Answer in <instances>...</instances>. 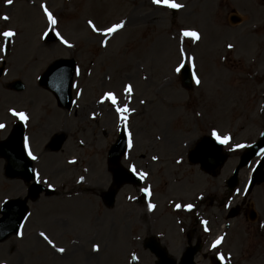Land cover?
Returning a JSON list of instances; mask_svg holds the SVG:
<instances>
[{
    "label": "rangeland",
    "instance_id": "1",
    "mask_svg": "<svg viewBox=\"0 0 264 264\" xmlns=\"http://www.w3.org/2000/svg\"><path fill=\"white\" fill-rule=\"evenodd\" d=\"M30 1L35 4L33 10L26 1L20 4L32 11L27 10L33 16L34 32L29 35L32 46L26 44L27 35L19 38L12 57L13 68H19L26 51L31 56L35 52L40 59L30 75L18 78L28 89L58 58L75 60L77 71L70 110L57 107L53 108L55 113L50 112L49 119L46 115L44 124L49 133L44 126L37 127L36 122L43 114L41 109H36L35 117H31L28 129L31 139L39 129L38 141L34 138L31 141L33 152L41 160L40 166L39 160L34 162L37 181L52 187L53 193L28 202V214L20 228L22 236L12 235L0 243V264H132V255L136 257L135 264H154V257L142 249L146 237L155 236L178 260L186 247L187 234L193 244H201L196 264H210L209 257L214 254L223 257V264H264V227L258 225L264 224V181L246 194L243 186L249 169L245 168L240 172L237 190L227 193L225 189L239 155L264 129V0H257L253 18L248 17L249 8L243 5L247 0L237 6L241 25L233 30L247 28L256 33L251 34L249 41L237 44L234 54L226 59L222 49L225 42L221 43L226 33L219 26L199 27L200 42L192 47L186 44L189 54L185 52V56L193 58V72L200 81L199 87L194 85L189 90L180 86L174 69L181 63L192 66V62L182 59L179 45L171 41L174 31L184 26L179 27L183 25L181 20L177 24L169 12L157 13L149 0ZM41 4L52 14L55 25L45 23L39 11ZM21 20H27L25 14H21ZM89 21L99 32L121 21L124 28L102 50L98 45L100 37L89 28ZM44 30L59 33L73 47H65L59 41L42 43L39 37ZM137 38L138 42L146 41L141 48L136 45ZM158 46L160 56L156 55ZM217 46H221L219 55ZM8 56L7 53L6 62ZM116 69L120 70L118 74L114 73ZM99 70L110 72L104 86L99 77L105 76L98 75ZM126 83L139 96L125 102L130 106L123 107L129 111L121 121L116 108H122L123 102L117 98ZM107 91L114 92L115 106L108 100L100 103ZM39 94L47 96L31 89L2 103L29 107ZM106 104H112L115 111L106 113ZM133 109L136 113L131 116ZM96 111L100 114L94 121L91 115ZM126 120H130L128 145L121 164L134 168L138 174L145 173L142 186L151 191V202L163 201L161 197H165L170 182H184L183 188L178 186L171 194L174 198L169 196L160 205V212L171 214L172 222H164L158 213L149 212V200H133L137 190L129 185L119 191L112 209L101 205L99 194L110 183L106 154L115 142L117 128ZM213 131L221 139L229 137L224 147L227 159L220 169L208 174L187 163L186 153L202 136L212 135ZM58 132L66 133L67 137L61 151L48 155L37 148V143L43 145L49 135ZM71 159L76 163H70ZM3 165L0 160V203L26 195L22 181L4 178ZM80 179H84L82 187L89 184L88 187L95 185L96 189L82 191V195L75 197L77 201H64L75 192ZM87 198L96 201L86 203L90 214L82 207ZM224 202L228 208H224ZM248 203L257 213L256 224L234 208L237 205L242 210ZM177 204L181 207L174 212L172 207ZM188 205L192 207L186 211ZM41 232L51 245L39 235ZM217 238H221V243L211 251L210 246ZM93 245L98 246V251H92ZM56 247L64 252L57 253Z\"/></svg>",
    "mask_w": 264,
    "mask_h": 264
},
{
    "label": "water",
    "instance_id": "2",
    "mask_svg": "<svg viewBox=\"0 0 264 264\" xmlns=\"http://www.w3.org/2000/svg\"><path fill=\"white\" fill-rule=\"evenodd\" d=\"M66 67L67 73L63 72L62 69ZM63 73H61V72ZM59 72V74H58ZM74 72V62L73 61H59L53 65L51 70L47 71L46 78L43 82L47 83L50 88L53 90L59 91V89L66 88L67 95L65 97L66 103H69L70 95H69V88L71 78ZM57 74L60 79H57ZM182 80L185 86H188L190 83V77L188 69L185 67L182 71ZM57 93V92H56ZM59 94V93H57ZM64 97V96H63ZM21 136L22 135H12L4 145L8 152H6V159H7V175L10 177L14 176H21L25 178L26 181L32 179V172L30 162H28L24 156L21 147ZM64 140L63 136L56 138L53 142V148L59 149L62 141ZM262 148H264V134L261 136L259 142L254 146L250 147L244 156H242L239 166L234 172V176L230 178L227 182L228 188L231 189L236 185V173L238 169L251 159V157L258 155ZM221 145L215 141L210 140L209 138H203L199 143L197 149L190 154L189 159L191 162L196 163L199 162L202 167L206 168H214L222 164L224 157L221 155ZM124 153V139L123 137L119 138L116 145L112 147L109 153V159L114 163H117L120 155ZM16 154V155H15ZM208 162L209 164H206ZM264 165V160L260 164L255 176H257ZM124 177H127L124 173H116L115 182L117 184H121L124 182ZM258 178H255L257 180ZM36 186H32V189H36ZM115 190H110L108 193L105 194V204L107 206H112L113 197L115 195ZM38 191L34 190L33 195L36 196ZM26 211L24 201L20 200H12L7 202L1 212L2 217L0 218V241L4 240L8 235L13 232H16L19 222L24 217V213ZM151 251L161 260V264H174V262L170 261L166 257V253L163 249L159 248L158 246L150 245ZM196 248L188 249L181 259V264H194L193 263V256L195 255Z\"/></svg>",
    "mask_w": 264,
    "mask_h": 264
},
{
    "label": "snow or ice",
    "instance_id": "3",
    "mask_svg": "<svg viewBox=\"0 0 264 264\" xmlns=\"http://www.w3.org/2000/svg\"><path fill=\"white\" fill-rule=\"evenodd\" d=\"M13 2V0H6V6L7 5H11ZM151 3L153 5H158V6H163V7H167L169 9H180L182 7V5L178 4V3H174V2H170V0H151ZM41 9H43V13H44V16L47 18V21H48V24L51 26V25H55L56 21L53 19V16L51 13H49V11L47 10V8L45 7V5L41 4L40 5ZM0 19L2 20H8V17L7 16H3V17H0ZM88 26L89 28L92 29L93 32H97V28L92 24L91 21L88 22ZM124 26V21H121L120 23L118 24H115L111 27H108L105 31L101 32L100 34L101 35H107V36H111L114 32H116L117 30L121 29L122 27ZM183 36L185 37H188L190 38L194 43L199 39V36H198V33L195 32V31H184L181 33ZM16 35V33L12 30H6V31H3L2 33H0V37H2L3 39L5 40H10L11 38H13L14 36ZM56 39L59 40V42L61 44H63L65 47H68V48H71L73 47V45L67 43L63 38H61V36L59 35V33L56 34ZM104 43L101 42V47H104ZM229 48H231V45L228 46ZM4 51V47L3 46H0V52H3ZM181 55V58L183 59L184 56H185V53L184 52H181L180 53ZM193 58L192 57H188V63L191 64ZM184 67V64L181 63L179 64L175 69L174 71L176 73H180L181 72V68ZM192 80L194 83H196L197 85H199L200 81L199 79L197 78L196 74L193 72V75H192ZM124 92L131 95L132 93V88H131V85H128V84H125L124 86ZM105 99L111 101V103L115 106L117 101L114 97V95L112 93H105V96H104ZM103 102V100L101 101ZM141 103H143V101H141ZM116 111L118 113V116L120 118L121 121H124L127 117H126V113L129 111V109L127 107H117L116 108ZM11 115L16 117L20 122H25L27 120V117L26 115L23 113V112H16V111H11ZM4 127L3 124H0V129H2ZM212 137L213 139H215L218 143L220 144H224V143H227L228 142V139L229 137L227 136H224L223 139H221L217 133L215 131L212 132ZM129 147H131V142H129ZM238 147H243V145H239ZM24 148H25V151L28 152V142H27V138H25V141H24ZM29 154V157L33 160L36 159L35 156H32L30 152H28ZM153 159L155 160L156 158L153 157ZM71 163V161H70ZM179 163V161H178ZM129 171L133 172L134 175H136V172H135V169L130 167L129 168ZM145 177V173L143 172H140L138 174V178L143 180ZM143 193L145 194V196H147L149 194V190L147 188H144L142 189ZM176 209H179L181 207V205L177 204L176 206ZM191 205H188V206H185V210H190L191 209ZM154 208V205H152L151 203L148 204V211H152ZM202 223H204L202 221ZM205 231H207V229L205 228ZM44 240L48 241V243L51 245V241L48 240V237L43 233L41 232L39 234ZM16 236L17 238H20L22 236V232L21 231H17L16 232ZM221 243V238H217L213 244H212V248H216L219 244ZM54 247V246H53ZM55 251L57 253H63L64 252V249L62 248H59V247H56L55 248ZM92 251L93 252H96L98 251V246L96 245H93V248H92ZM217 259H220V260H223V257L221 256H217Z\"/></svg>",
    "mask_w": 264,
    "mask_h": 264
},
{
    "label": "flooded vegetation",
    "instance_id": "4",
    "mask_svg": "<svg viewBox=\"0 0 264 264\" xmlns=\"http://www.w3.org/2000/svg\"><path fill=\"white\" fill-rule=\"evenodd\" d=\"M237 0H190V4L192 6H205L210 8V5L214 6L213 12L211 11L210 15L207 11H204L203 17L205 19H213V22H218L219 24H223V26H227L231 23L232 16L235 15V6H231L232 4L236 3ZM205 10V8H203ZM211 9V8H210ZM227 10V11H226ZM232 24V23H231ZM7 87V85L5 86ZM14 107H11L13 109ZM5 113H1V111ZM6 110L0 106V120L3 119H10L7 114ZM2 114H4L2 116Z\"/></svg>",
    "mask_w": 264,
    "mask_h": 264
},
{
    "label": "bare ground",
    "instance_id": "5",
    "mask_svg": "<svg viewBox=\"0 0 264 264\" xmlns=\"http://www.w3.org/2000/svg\"><path fill=\"white\" fill-rule=\"evenodd\" d=\"M34 7H35V5H34ZM157 8V7H156ZM157 13H159V12H161V11H163V10H161L160 8H157ZM122 31V30H121ZM121 31H118V32H116L113 36H111V37H109V38H107L106 37V35H102L103 37H104V41H103V43H104V47H101V45L99 46V48L100 49H102V50H104V48H107V46L108 45H110V43L112 42V40L118 35V33H120ZM98 33H101V32H99V31H97ZM159 40V39H158ZM160 47L158 46V48H157V50H156V55H158V56H160ZM102 51H100V55H102ZM39 59H40V57H36L34 60H33V62L34 63H37V62H39ZM29 62H30V64L33 66L34 64H32L31 63V61L29 60ZM23 65H24V67H23V69H22V71L23 72H28V71H30L31 70V67L30 66H28L25 62H23ZM16 72H19V70L18 69H16ZM120 72V70L119 69H116V70H114V73L115 74H118ZM103 72H101L100 70H99V72H98V75L100 74H102ZM99 80H100V82H101V85L102 86H104V85H106V81L102 78V77H99ZM127 84V83H126ZM123 85H125V84H123ZM123 88V87H122ZM121 91H122V89H121ZM120 91V92H121ZM135 93V91H134V89H132V93H131V96L133 95V96H139L138 94H134ZM38 100H39V98L38 97H36L35 99H34V101H33V104L34 105H36L37 103H38ZM96 117H97V114L95 115V117H94V119H96ZM100 175V177L102 178L103 176H102V174L100 173L99 174ZM171 219H172V217L170 216V218H167V219H163V221L164 222H170L171 221Z\"/></svg>",
    "mask_w": 264,
    "mask_h": 264
}]
</instances>
